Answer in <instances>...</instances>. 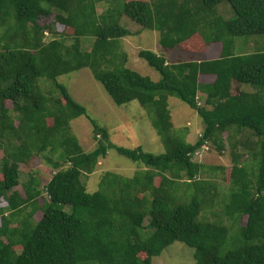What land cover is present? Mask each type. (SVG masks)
Here are the masks:
<instances>
[{"label": "trees", "instance_id": "obj_1", "mask_svg": "<svg viewBox=\"0 0 264 264\" xmlns=\"http://www.w3.org/2000/svg\"><path fill=\"white\" fill-rule=\"evenodd\" d=\"M95 1L0 0V264H150L174 241L195 249L196 264H264V49L235 52L236 37L264 35V0H123L121 12L158 32L166 49L188 47L196 36L201 43L193 51L221 45L217 58L176 62L140 49L138 56L160 74L156 81L126 66L101 69L131 32L107 20L108 9L96 16ZM50 16L73 30L70 44L40 23ZM85 37L93 41L82 50ZM84 67L116 104L136 100L150 112L165 152L106 142V128L57 82ZM201 74L214 79L200 83ZM40 80L55 82L59 95L41 89ZM170 96L201 117L195 141L173 131ZM78 116L100 138L87 152L69 130ZM210 140L219 152L229 144L230 195L212 214L237 222L246 216L235 236L202 214L212 204L205 202L208 185L200 184L207 181L197 178L203 165L193 156ZM110 147L144 167L130 177L106 171L99 187L88 191L86 178ZM33 155L52 168L42 203L39 180L30 172L22 183L25 196L14 189L20 167ZM184 187L189 192L182 200ZM38 210L42 215L35 220Z\"/></svg>", "mask_w": 264, "mask_h": 264}, {"label": "rangeland", "instance_id": "obj_2", "mask_svg": "<svg viewBox=\"0 0 264 264\" xmlns=\"http://www.w3.org/2000/svg\"><path fill=\"white\" fill-rule=\"evenodd\" d=\"M122 2L123 0L95 1L94 7L96 16L105 13V10L108 9L109 13H106L107 20L117 21L131 32V35L122 37L118 40L116 47L117 54L115 53L110 59L103 61L101 69L111 70L126 66L156 81L160 78V74L150 67L143 58L138 56V51L140 49H150L171 61L179 60V58L182 61H189L190 56L195 58L201 56V49L193 54H189V52L185 53L189 50L193 51L199 48L198 44L201 43L200 36L193 38L194 40L190 42L189 48L185 43H182L178 46L179 48L168 50L159 44L158 32L142 28L136 21L121 12ZM221 6L223 8L226 7L230 16H232V11L228 3H223ZM40 23H48L49 26L55 30L58 38H62L69 44L72 42L73 30L55 22L53 16L45 19L41 17ZM91 41H93L91 37L83 38L81 41L82 50L89 49L91 47ZM235 42L236 53L254 52L264 49V35L236 37ZM57 82L63 84L70 96L77 103L86 108L87 114L91 118L95 119L101 126L106 128L108 132L107 143L126 148L140 146L143 151L152 154L165 152V145L152 124V115L150 112L136 100H131L124 104H116L105 91L102 83L94 78L90 68L84 67L80 70L58 76ZM54 83L55 82L51 80H40V87L58 96L59 92L55 88ZM199 101L202 104L203 98L199 97ZM5 105L9 109L12 107V103L9 100L5 101ZM168 106L170 109L171 121L173 123V131L177 134H184L187 142L195 141L203 128L201 117L176 96H170L168 98ZM47 121L51 123L52 119L48 118ZM69 130L77 139L84 152L90 151L98 145L100 138H94L92 127L85 116H78L72 119L69 123ZM225 135L224 133L223 136L225 137ZM2 157L3 152L0 150V159ZM193 160L203 165L197 178L207 181L204 184H200L208 185L207 196L205 194V202L212 204L210 207L211 210H209V208L203 210L202 214L205 217L204 219L225 224L230 229V235L235 236L239 231V226L246 223V216H242L239 222H237L234 217L228 218L224 213L216 217L212 214L214 211H221L220 208L223 205V201L230 195L228 184L229 172L232 166V156L228 142L226 143L225 141L224 150L219 152L212 141H208L205 146L194 154ZM143 167L141 162L133 161L110 147L107 149L106 155L99 159L94 172L88 174L86 178L87 190H96L99 187L98 185L102 174L106 171L120 174L123 177H130L136 170ZM20 168L23 171L20 175V183L15 186L14 189L18 191L21 196H25L22 183L29 178L28 174H25V172L28 171L39 180V188L42 191L38 197L39 203L47 200V195L42 189L51 176L52 168L41 161L36 155L32 156V159L27 165ZM154 182L157 184L159 182V177H156ZM193 189L194 188L191 189L192 191L190 193L193 192ZM188 192L189 190H186L184 187L182 200L188 198ZM199 195L202 197L201 194ZM0 206H5L3 200ZM5 212L7 213V211ZM41 215V211L38 210L33 218L38 220ZM147 221L148 219L146 218L145 223H147ZM14 225L15 223L11 224V226ZM14 249L19 251L20 246L16 245ZM194 251V248L185 243L174 241L169 244L160 255L154 256L150 264H196V260L193 257Z\"/></svg>", "mask_w": 264, "mask_h": 264}, {"label": "crops", "instance_id": "obj_3", "mask_svg": "<svg viewBox=\"0 0 264 264\" xmlns=\"http://www.w3.org/2000/svg\"><path fill=\"white\" fill-rule=\"evenodd\" d=\"M176 48H179L178 46ZM169 50V49H168ZM180 51H183L185 52L184 50L182 49H179ZM189 50V49H188ZM220 50H221V45L220 43L218 42H214V43H211V44H208V45H205L204 49L202 52H200L201 56L200 57H193V56H190V60H200V59H212V58H217L219 56V53H220ZM189 54H193L195 53L196 51H187L185 53H188ZM192 52V53H191ZM204 57V58H202ZM167 62H176V61H182L180 60H168L166 59ZM214 79V76L213 75H199V82L200 83H209V82H212ZM169 107V106H168Z\"/></svg>", "mask_w": 264, "mask_h": 264}]
</instances>
